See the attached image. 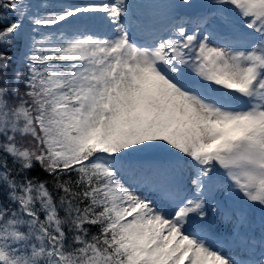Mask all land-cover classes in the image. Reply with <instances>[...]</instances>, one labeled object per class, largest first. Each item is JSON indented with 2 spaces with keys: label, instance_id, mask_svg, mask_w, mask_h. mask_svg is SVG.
Returning a JSON list of instances; mask_svg holds the SVG:
<instances>
[{
  "label": "snow or ice",
  "instance_id": "obj_1",
  "mask_svg": "<svg viewBox=\"0 0 264 264\" xmlns=\"http://www.w3.org/2000/svg\"><path fill=\"white\" fill-rule=\"evenodd\" d=\"M0 264H264V0H0Z\"/></svg>",
  "mask_w": 264,
  "mask_h": 264
},
{
  "label": "trees",
  "instance_id": "obj_2",
  "mask_svg": "<svg viewBox=\"0 0 264 264\" xmlns=\"http://www.w3.org/2000/svg\"><path fill=\"white\" fill-rule=\"evenodd\" d=\"M30 175L31 176H39L41 178H44L45 177V174L42 173V172H40L39 170L30 173ZM95 231H96V229H92V232H95Z\"/></svg>",
  "mask_w": 264,
  "mask_h": 264
},
{
  "label": "rangeland",
  "instance_id": "obj_3",
  "mask_svg": "<svg viewBox=\"0 0 264 264\" xmlns=\"http://www.w3.org/2000/svg\"><path fill=\"white\" fill-rule=\"evenodd\" d=\"M95 2L100 3V2H103V0H95ZM145 2H148V0H145ZM192 2L194 3V2H196V1H195V0H192ZM229 227H230V226H227V229H228ZM227 229L223 230V226H222V230H223L224 232H227ZM218 230H221V226H219V224H218Z\"/></svg>",
  "mask_w": 264,
  "mask_h": 264
}]
</instances>
